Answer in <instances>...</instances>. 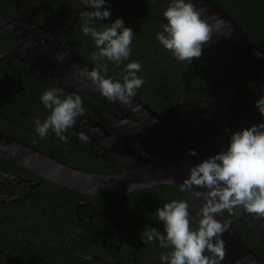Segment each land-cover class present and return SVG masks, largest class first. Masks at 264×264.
<instances>
[{
  "label": "flooded vegetation",
  "instance_id": "af4514ba",
  "mask_svg": "<svg viewBox=\"0 0 264 264\" xmlns=\"http://www.w3.org/2000/svg\"><path fill=\"white\" fill-rule=\"evenodd\" d=\"M88 10L79 0L0 1V19L14 24L22 19L20 28L29 26L32 37L43 42L38 47L22 46L20 52L9 54L16 46L22 45V41L0 35V132L63 163L89 172L127 169L140 165L143 159L151 162L177 161L169 137L163 136L159 125H148L146 111L133 108L124 100H109L101 95L86 75L80 73V69H88L87 66L97 70L92 66L89 54H85V50L90 51L89 40L81 31L82 16ZM50 88L59 89L61 98L78 94L82 101L83 111L74 125L65 131L66 140H60L51 129L43 139L34 131L35 119L39 117L42 121L49 114L50 110L44 108L39 97ZM141 102L166 119L185 143L196 137L199 120L183 104L164 101L165 107L155 109ZM80 133H84L87 139H81ZM10 164L19 170L11 166L7 170L0 168L5 174L16 176L0 175V240L3 235L17 233L23 234V239H26L29 231L40 233L42 224L52 218V229L56 235L50 238L52 243L56 242L59 239L56 232L59 204L54 201L52 215L48 203L47 206L43 204L44 195L47 201L55 198L45 193L49 187L44 182L50 181L40 180L35 174ZM53 191L57 192V189L53 188ZM130 214V211H119L114 218L108 213L94 212L82 218L76 213L75 204V217L70 218L73 225L84 226L95 215H104L108 226L95 227L99 230V241L90 246L91 253L72 255L71 264H80L77 259L88 264H159V255L168 249L163 251L155 240L142 243L140 234L148 226L163 231L162 225H153L151 221L149 225L136 224L138 221H134ZM112 222L120 231V243V236ZM49 227L46 224L47 230ZM34 238L39 237L35 235ZM23 241L25 243L26 240ZM0 247L9 250L14 245L0 241ZM5 253L8 256H1L0 253V264H27L29 261L26 258L15 260L9 257L10 252ZM30 261L34 262L33 259Z\"/></svg>",
  "mask_w": 264,
  "mask_h": 264
},
{
  "label": "clouds",
  "instance_id": "9594fccd",
  "mask_svg": "<svg viewBox=\"0 0 264 264\" xmlns=\"http://www.w3.org/2000/svg\"><path fill=\"white\" fill-rule=\"evenodd\" d=\"M79 3L90 9L84 13L81 31L94 43L91 59L97 62L106 59L119 66L131 53L135 36L132 28L126 27L121 17L102 23L111 15L107 0H79ZM162 16L165 22L155 39L181 62L191 63L193 58H199L204 45L221 27L226 31H221L220 36L227 39L232 33L221 18L215 15L205 18L193 0H170ZM100 66L106 68L107 64ZM140 70V61L132 60L124 66L122 79L87 68L80 69V73L86 75L104 97L123 101L134 96L145 83L144 77L138 75ZM59 91L46 89L39 97L44 108L50 110L42 121L39 117L34 121V131L41 139L51 129L60 140H66L65 131L83 111L78 94L61 98ZM253 106L261 116L259 123L232 131L226 148L188 169L181 191L194 187L203 190L192 192L194 198L203 199L196 213L198 226H192L189 201L172 199L154 211L163 231L148 226L141 232L142 243L155 240L162 249H168L159 255V264H219L224 255V241L220 236L226 225L216 218L217 213L242 206L264 217V85L260 86V95ZM80 138L86 140L87 136L80 133ZM188 154L195 156L196 151L189 149Z\"/></svg>",
  "mask_w": 264,
  "mask_h": 264
},
{
  "label": "trees",
  "instance_id": "16d2710c",
  "mask_svg": "<svg viewBox=\"0 0 264 264\" xmlns=\"http://www.w3.org/2000/svg\"><path fill=\"white\" fill-rule=\"evenodd\" d=\"M0 1L3 2V0ZM211 1L226 11L255 47L264 52V0ZM107 2L111 9V15L107 21H102V23H111L121 17L125 26L132 28L135 36L129 57L119 66L106 59L99 62L91 59L92 66L107 77L122 79L124 66L132 60L140 61L141 70L138 75L144 77L145 83L136 90L134 96L155 109L158 106L165 107L164 101L171 104L181 103L190 109V112L200 122L205 85L211 62L210 41L204 45L201 56L193 58L191 63L177 61L172 57L170 51L165 50L155 39V34L162 30V23L165 22L162 13L168 3L163 0H107ZM82 21L84 22V15ZM85 38L89 40L88 46H90V51L85 50V54H89L91 58L95 46L90 36H85ZM101 64H107V67L102 68ZM261 83L264 84V61L248 58L245 62L241 82L227 107L226 133L222 148H226L232 131L260 122L261 116L253 106V102L257 99L255 93ZM171 118L174 119V116L171 115ZM10 166V163L0 158L1 169L7 170L10 169ZM11 167L14 170L18 169L13 165ZM44 184L49 187L45 193L49 194L50 198L55 197L49 201L45 199V195L43 198V204L47 206L48 203L51 215L54 201L59 204V222L56 231L59 239L52 243L50 237L56 234L52 229V218H50L48 223L42 224L43 230L40 233L39 231L33 233L29 231V237L26 239H23L21 233L3 235L0 241L12 244L14 247L9 250L0 247L1 256H8L5 252H10L9 257L15 260L26 258L29 260L28 263L26 262L27 264H71L72 255L80 256L91 253L90 246H94V243L98 242L100 238L99 230L95 227L108 226L107 220L104 215H95L87 225H73L70 218L75 217L77 201H84L78 209L82 218L86 214L94 212L108 213L115 218V213L119 211H130V217L134 221H138L136 224L139 225H149L150 221L153 225H162L154 216V211L158 206H162L172 199H187L189 201L187 194L185 191H181V188L166 184L154 186L150 190L105 193L97 195L92 200L87 195L75 193L56 184L50 182H44ZM53 188L57 189V192H54ZM223 211L242 241L252 251L264 258V244L257 240L256 234L236 208L234 207L231 211L227 209ZM191 222L193 227L198 226L192 215ZM46 224L50 225L49 230L46 229ZM35 235H38L39 238L35 239ZM24 237H26L25 234ZM23 240H26L25 243ZM40 242L42 244H39ZM205 254L209 255L207 251ZM30 259H33L34 262H31ZM76 262L88 264L85 260L77 259ZM219 264H222L220 260Z\"/></svg>",
  "mask_w": 264,
  "mask_h": 264
},
{
  "label": "water",
  "instance_id": "95a60500",
  "mask_svg": "<svg viewBox=\"0 0 264 264\" xmlns=\"http://www.w3.org/2000/svg\"><path fill=\"white\" fill-rule=\"evenodd\" d=\"M18 1L16 0V3ZM163 1L170 2V0ZM193 3L198 11H202L205 18L212 15L221 18L227 23L232 32L230 37L226 39L220 36L221 31H226L225 28L221 27L220 30L214 31L210 40L211 62L196 137L190 143H185L179 137L177 131L171 128L166 119H162L140 100L134 96L124 100V102L131 104L133 108L146 111L149 126L159 125L163 130V136L169 137L170 145L176 152L177 161L151 162L143 159L140 161V165L127 169L102 173L89 172L63 163L2 132H0V158L35 174L40 180H47L75 193L87 195L91 200L97 195L105 193L149 190L153 186L161 184L181 188L183 180L188 176L189 167L221 151L226 133L227 107L241 82L246 60L252 58L264 61V52L255 47L245 32L226 11L211 0H193ZM19 14L23 16V14ZM20 22H23L22 19ZM20 22L14 24L0 19V35L22 41V45L16 46L9 54L20 52L19 49L25 45H27L26 47L43 45L41 40L32 37L31 34L33 33L29 26L20 28ZM87 67L90 71L94 70L90 66ZM261 85L264 84H259V89L255 93L257 98L260 95ZM62 89L69 91L67 88ZM149 115L153 116L158 122H154ZM189 149H194L196 155H189ZM0 175L16 177L2 171H0ZM194 191L203 190L194 187L185 190V193L191 205L190 212L198 223L196 213L201 207L203 199L194 198L192 195ZM1 200L2 196L0 197ZM81 204L83 202L77 201L76 213H78ZM235 208L250 225L252 231L256 234L257 240L264 244V217L256 213H250L242 206ZM216 218L226 225V230L220 236L224 241V255L220 259L222 264H264V258L252 251L242 241L223 210L217 213ZM112 226L117 229L120 243V231L114 222H112Z\"/></svg>",
  "mask_w": 264,
  "mask_h": 264
}]
</instances>
